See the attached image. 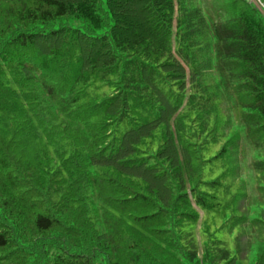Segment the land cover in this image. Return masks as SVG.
I'll use <instances>...</instances> for the list:
<instances>
[{
  "label": "trees",
  "instance_id": "16d2710c",
  "mask_svg": "<svg viewBox=\"0 0 264 264\" xmlns=\"http://www.w3.org/2000/svg\"><path fill=\"white\" fill-rule=\"evenodd\" d=\"M0 264H264L253 4L0 0Z\"/></svg>",
  "mask_w": 264,
  "mask_h": 264
},
{
  "label": "rangeland",
  "instance_id": "374dc122",
  "mask_svg": "<svg viewBox=\"0 0 264 264\" xmlns=\"http://www.w3.org/2000/svg\"><path fill=\"white\" fill-rule=\"evenodd\" d=\"M262 1L264 2V0H262ZM248 2L251 3L250 1H248ZM251 4H253V3H251ZM253 5H254V4H253ZM259 12H260V11H259ZM71 24H72L73 26H80V25H81V23L78 22V21H77V22H76V21H72ZM250 155H252V154H251V153H248V154H247V158H248V159H249ZM242 180H243V182H244L245 185L250 186L249 184L252 182L251 172L248 171L247 175L243 174V175H242Z\"/></svg>",
  "mask_w": 264,
  "mask_h": 264
},
{
  "label": "built area",
  "instance_id": "2783aa9c",
  "mask_svg": "<svg viewBox=\"0 0 264 264\" xmlns=\"http://www.w3.org/2000/svg\"><path fill=\"white\" fill-rule=\"evenodd\" d=\"M254 4V6L261 12L264 17V2L262 0H247Z\"/></svg>",
  "mask_w": 264,
  "mask_h": 264
}]
</instances>
